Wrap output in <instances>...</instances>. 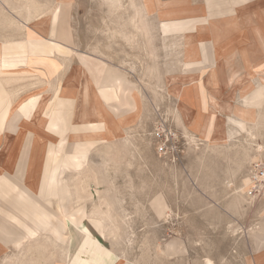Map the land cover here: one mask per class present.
Segmentation results:
<instances>
[{
    "label": "crops",
    "instance_id": "crops-1",
    "mask_svg": "<svg viewBox=\"0 0 264 264\" xmlns=\"http://www.w3.org/2000/svg\"><path fill=\"white\" fill-rule=\"evenodd\" d=\"M133 6L139 17H134ZM102 12L113 17L105 18ZM165 23H172L168 33L162 30ZM168 44L174 61L167 72ZM0 47V100L23 106L13 111L0 107V132L9 113L40 132L65 133L61 138L66 139V124L71 125L76 114V137L103 143L117 138V132L127 130L134 119L132 110L118 114L113 108L147 107L165 101L164 94L175 107L185 108L180 122L191 130L196 131L194 123L205 122L214 125L210 131L217 136L240 139L249 126L253 138L264 140V0H0ZM135 57L157 60V77L152 79L157 87L152 95L145 86L133 85L135 75L127 61ZM25 82L31 86L21 87ZM7 90L17 92L11 93L20 102L13 103ZM33 104V110L27 109ZM21 115L30 118L23 121ZM54 121H64L61 131L54 129ZM90 124L97 130L88 129ZM30 137L25 135L11 179L33 177ZM263 140L257 144L264 149ZM47 168L64 169L54 168L53 163ZM0 180V195L14 192L17 200L27 201L18 205L27 208L32 202L35 216L29 223L14 203L7 206L11 219H0V249L8 244L20 248L42 231L61 237L66 226L59 264H117L116 249L102 236L113 214L94 212L97 218L89 220L92 226L88 219L81 221L85 212L38 206L45 193L28 183L17 190V183L6 176ZM24 195H37V200L29 201ZM67 217L79 223L66 224ZM6 263L3 257L1 264Z\"/></svg>",
    "mask_w": 264,
    "mask_h": 264
},
{
    "label": "rangeland",
    "instance_id": "rangeland-1",
    "mask_svg": "<svg viewBox=\"0 0 264 264\" xmlns=\"http://www.w3.org/2000/svg\"><path fill=\"white\" fill-rule=\"evenodd\" d=\"M133 10L134 17H139V10L135 6ZM102 13L107 15L105 18L113 17L110 12ZM171 24L165 23L162 30L168 33L173 28ZM171 45H167L170 50L166 53L169 58L165 60L167 72L173 69V48H168ZM127 62L135 75L133 85L137 88L145 86L146 92L152 95L157 87V82L152 80L157 77V60L135 57ZM10 80L8 78L4 83L7 85ZM23 86L29 87L31 83L25 82ZM14 95L11 101L16 104L20 101H16ZM162 98L165 101L147 107L115 109L118 114L132 110L134 119L128 123L127 130L117 132V138H109L103 143L92 137L83 140L87 142L86 152L78 163H67L57 172L58 186L48 184L45 195L38 200L37 195L24 197L29 201L34 198L38 206L48 211H61L60 198L63 197L65 211L86 213L81 221L97 218L93 216L94 212L113 214L111 220H106L102 236L116 249L117 264H264V245L257 248L264 220V197L250 199L244 194L247 169L260 155L263 148H259L257 141L263 139L253 138L254 132L248 128L244 138L219 140L216 133L210 131L214 125L205 122L194 123L196 131L191 130L180 122L179 114L185 108L180 104L175 107L168 95L163 94ZM5 101L0 100V107H4ZM22 107L11 106L8 110ZM33 107L34 104L27 109L33 110ZM8 114L3 117L6 122L0 132V178L6 176L9 182L17 183V190L28 183L39 192L40 168L44 165L42 161L48 147H56L65 133L61 135L50 129L40 132L25 121L30 116L21 115L25 122H20ZM158 115L182 135V151L174 163L154 153L151 131ZM77 117L72 115L71 125L66 124V144L57 154L60 159L66 156L71 160L78 152L75 142L82 139L76 137L78 124L73 121ZM92 126L88 125V129L97 130ZM26 134L31 136L33 143L28 153L34 167L33 177L11 179L21 151L18 140ZM11 153L12 160L7 161ZM53 164L54 168L59 166V163ZM37 173L38 177L35 176ZM2 185L0 182V188ZM16 198L14 192L0 195V219H11L7 206L14 203V209L23 212L29 223H33L32 202L27 208L18 205L27 201ZM68 221L79 223H73L67 217L66 224ZM65 229L61 237L42 231L27 239L20 248L12 244L1 247L0 263L6 255L10 257L6 256L7 264H19L21 260L23 264L62 263ZM170 242L179 248L177 252L168 249Z\"/></svg>",
    "mask_w": 264,
    "mask_h": 264
},
{
    "label": "built area",
    "instance_id": "built-area-1",
    "mask_svg": "<svg viewBox=\"0 0 264 264\" xmlns=\"http://www.w3.org/2000/svg\"><path fill=\"white\" fill-rule=\"evenodd\" d=\"M151 137L157 157L173 163L179 160L182 151V135L163 116L158 115ZM259 152L260 155L250 163L246 173L248 187L244 193L250 199L264 197V149Z\"/></svg>",
    "mask_w": 264,
    "mask_h": 264
},
{
    "label": "bare ground",
    "instance_id": "bare-ground-1",
    "mask_svg": "<svg viewBox=\"0 0 264 264\" xmlns=\"http://www.w3.org/2000/svg\"><path fill=\"white\" fill-rule=\"evenodd\" d=\"M112 4V3H111ZM170 26V25H169ZM167 27V26H166ZM173 29V28H172ZM1 48V47H0ZM0 75H2V74H0ZM16 75V74H15ZM13 76V75H12ZM261 94V97H262V93H260ZM13 96V95H12ZM260 96V95H259ZM258 96V97H259ZM5 106H6V108H8V109H10V107L11 106H9V101H5ZM246 106V105H245ZM247 107V106H246ZM119 108V107H118ZM239 108V107H238ZM115 109H117V108H113V111L115 110ZM246 109H248V108H246ZM239 110H241V109H239ZM238 110V111H239ZM120 111V110H119ZM242 111V110H241ZM253 111V110H252ZM251 112V111H250ZM234 113V112H233ZM254 113V112H253ZM256 113H258V112H256ZM244 114V113H243ZM256 115V114H255ZM254 116V115H253ZM258 116V115H257ZM243 117V116H242ZM250 117H251V115H250ZM236 118V117H235ZM241 118V117H240ZM255 118V117H254ZM257 118V117H256ZM237 119V118H236ZM244 120V119H243ZM246 121V120H245ZM257 121V120H256ZM262 121V120H261ZM261 121H258V122H261ZM63 122L64 121H60V122H53V125H54V129L55 130H58V131H61L62 129H61V126H62V124H63ZM248 122V121H247ZM258 124V123H257ZM241 125V127H245V125H244V123L243 124H240ZM254 125H256V124H254ZM235 127V126H234ZM250 129V127L248 126L247 127V129ZM249 131V130H248ZM251 132V131H250ZM61 135H63V133H60ZM20 137V136H19ZM18 137V138H19ZM217 139H219V140H221V139H224L220 134H219V136H217ZM18 142H19V146H20V148H21V146L24 144V142H25V135L24 136H21L20 137V139L18 140ZM76 143V148H77V150H78V152L75 154V155H73L72 157H71V160H67V158H66V156L64 157V158H62V159H60V157L58 158L57 157V154L58 153H60V151L61 150H63V147L65 146V141H64V139H61V140H59V142H58V144L56 145V147L55 146H51V145H49V147H48V151H47V154H46V157H45V159L42 161V163L44 164L43 166H42V168L44 169L42 172H41V186H40V189H39V192L40 193H42V192H44V189L46 188V184L45 183H48V184H57V172H56V170L55 169H53L52 171H46L45 169H48L47 167H48V165L50 164V163H59V167H60V169L61 168H64V166L67 164V163H71V162H74L75 164L76 163H78L81 159H82V157H83V154H84V152H85V150H86V144L84 143V141L82 140V141H76L75 142ZM259 148H261V147H259ZM20 151V150H19ZM21 152V151H20ZM20 152H19V154H20ZM24 156V155H23ZM12 153L11 154H9V157H8V160L7 161H11L12 160ZM19 157L20 156H18V158L16 159V162L18 161V159H19ZM55 165V164H54ZM72 166V165H71ZM247 187H248V181H247V184H246V188H245V190L247 189ZM242 190H243V188H242ZM59 195L61 196V192H59ZM62 197V196H61ZM64 199H63V197L62 198H60V205H61V208H62V210H65V207H64ZM39 221V220H38ZM86 230L88 231V227L86 228ZM260 231V230H259ZM74 240V239H73ZM14 244V243H13ZM264 245V220H263V222H262V225H261V232H260V238H259V241H258V244H257V248L259 249L260 247H262ZM167 246H168V249L169 250H173L174 252H177L178 251V249L179 248H177V246L173 243V242H170V243H168L167 244ZM17 247V246H16ZM67 256V255H66ZM6 257V256H5ZM9 259H10V257H9ZM256 259H259L258 258V256H256ZM7 261H8V257H7ZM10 261V260H9ZM210 261L208 260L207 261V263H209ZM4 263H5V261H4ZM1 264V263H0ZM7 264V263H6Z\"/></svg>",
    "mask_w": 264,
    "mask_h": 264
}]
</instances>
